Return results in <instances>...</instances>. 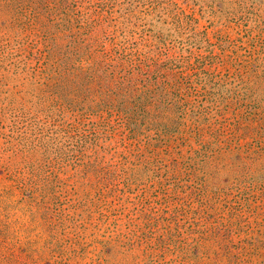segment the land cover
Listing matches in <instances>:
<instances>
[{
  "label": "rangeland",
  "instance_id": "374dc122",
  "mask_svg": "<svg viewBox=\"0 0 264 264\" xmlns=\"http://www.w3.org/2000/svg\"><path fill=\"white\" fill-rule=\"evenodd\" d=\"M0 264H264V0H0Z\"/></svg>",
  "mask_w": 264,
  "mask_h": 264
}]
</instances>
